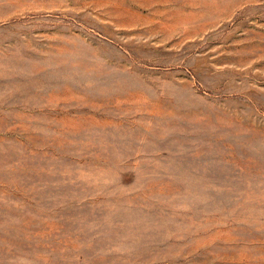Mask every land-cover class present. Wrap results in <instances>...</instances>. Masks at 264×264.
<instances>
[{
  "label": "rangeland",
  "instance_id": "374dc122",
  "mask_svg": "<svg viewBox=\"0 0 264 264\" xmlns=\"http://www.w3.org/2000/svg\"><path fill=\"white\" fill-rule=\"evenodd\" d=\"M0 264H264V0H0Z\"/></svg>",
  "mask_w": 264,
  "mask_h": 264
}]
</instances>
